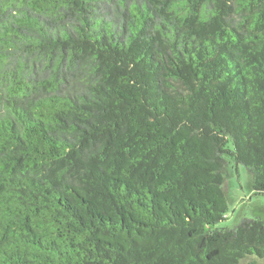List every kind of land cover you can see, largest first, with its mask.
Here are the masks:
<instances>
[{
	"label": "trees",
	"instance_id": "obj_1",
	"mask_svg": "<svg viewBox=\"0 0 264 264\" xmlns=\"http://www.w3.org/2000/svg\"><path fill=\"white\" fill-rule=\"evenodd\" d=\"M264 0H0V264H264Z\"/></svg>",
	"mask_w": 264,
	"mask_h": 264
},
{
	"label": "rangeland",
	"instance_id": "obj_2",
	"mask_svg": "<svg viewBox=\"0 0 264 264\" xmlns=\"http://www.w3.org/2000/svg\"><path fill=\"white\" fill-rule=\"evenodd\" d=\"M225 168L222 189L226 198V218L216 224L231 228L242 218L264 220V193L257 194L252 187L250 172L242 165L229 161Z\"/></svg>",
	"mask_w": 264,
	"mask_h": 264
}]
</instances>
